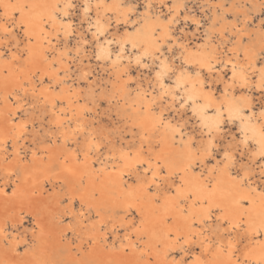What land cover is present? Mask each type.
<instances>
[{
	"label": "bare ground",
	"instance_id": "6f19581e",
	"mask_svg": "<svg viewBox=\"0 0 264 264\" xmlns=\"http://www.w3.org/2000/svg\"><path fill=\"white\" fill-rule=\"evenodd\" d=\"M156 1L158 2L156 3L155 0H148L146 2V5H151V7H146L145 5L146 11L142 16V21L137 28L135 27L136 29L134 28V31L133 30L126 31L125 34L118 36L117 38H114L113 34L110 35L111 34L110 33L111 23H110V20H109L110 18L108 14H110L112 11H115L116 9L121 10L122 8L121 13H122L123 19L122 18L121 19L123 20V22H128L129 17L131 13L133 12V7L124 6L123 0H113L112 3L108 2L107 0H96L95 2H93V4L90 2L87 3L90 7V11L95 13V16L93 17L95 22L97 21V19H99L100 25L106 29L104 34L101 36L103 40H101L100 38L99 40H97L98 41V43H96L97 47L99 46L107 47L112 53V60H116V53L119 52L121 43H123L124 51L121 54V59L115 65L109 62L111 64V69L113 73L112 75H115L113 77H116L118 81L121 80L123 83L122 85L118 87L115 86L117 87V89L116 91L114 90V93L112 90V93L114 94L112 95V97L115 102L116 115L120 118V121H124V124H127L128 119L131 118L132 123L136 126L140 122L139 110L142 104L145 103V100L142 95L138 96L137 93L141 90L148 93L149 84L151 83V81L146 80L144 84L137 81L138 85H137L135 92L133 93L134 96L130 97L131 95L130 89L126 91L125 93H123V90L127 88V86H130L129 83L133 81V78L127 75H126L127 77L124 78V73H125L124 71H126V69L129 68L128 65H130L131 63L136 64V57L141 56L140 64H143V65L147 64L148 66L151 64L153 66L152 68L154 71L153 73L155 74V71L157 70V66L159 64V60L155 59L153 55L143 56L142 54L146 51L148 53H155V49L157 47H160V51L162 52V43L158 41L159 36L156 35V31H157L156 27L159 25L160 27L164 29V33L161 34L160 36L166 37V38L173 37V40H174L173 45L176 48L177 60L179 61L178 65L176 66L177 64L175 63L176 56L174 57L172 56L173 57L172 59L168 58L169 66L172 69L177 70V71H176V75H172V73L169 72L168 75L164 78V84L166 88L173 91L176 99L174 101L170 97H165L164 99L168 101L170 99L172 104L175 103L176 101H181L182 103V101L186 100L187 102L185 103L184 108L188 107L190 109L193 116L197 119L200 125V128H202L201 130L205 133H207V129L204 127V124L201 122L202 116L205 118V122H209L207 118H215L216 112L214 111V109L219 108L221 103H224L226 106L230 103L234 107H239L241 109V115H243L246 118L244 121L245 126H250L251 128H255L256 130H258L261 127V124L264 123V118H261L259 115L261 112V107L259 109L256 107L257 104H255L254 102L255 100L254 101L245 100V99L240 100L239 98H236V95H234L233 93L234 92L233 88L237 84L242 86L243 88L250 87L251 84L254 83L253 82L254 76H257L255 80V84L256 85L260 84L258 70L261 67V65L257 62V59L253 56L252 53L256 51L255 48L258 47V51H257L258 53L260 49L264 47V30H261L260 28V21L256 23L254 21L253 15L251 14L249 15L245 11L239 12L240 15L244 17L242 19L241 25L238 23L239 21L237 18L231 20L229 18V15L231 11L238 12V8L240 4H242L243 8L244 6L251 7L253 13L258 14L261 11V4L264 3V0H238L240 2L239 6H235L234 8H232L231 6L232 10H228V8L227 10L224 9V5L222 3H219L218 5H214L213 11H214L215 17L213 19V23L221 24V28L218 30V35H216L215 33L216 31L215 32L209 31L207 35L208 40L205 43L204 42L199 43V44L197 43L194 45L190 43H186V39L180 41L176 37L173 36L171 32V25H172L171 22H173L172 17L170 16L168 18H163V16L160 14L162 11L159 8H161V3L162 2L164 3L165 1L164 0H156ZM203 1H205L207 4L212 6V0H203ZM0 2L4 4H8V5H15V4L36 5V7L29 10V16L32 18V24L30 25L29 31L34 34L32 36L31 44H29L28 40L25 39L23 35V30L21 29L19 25H17L15 29L16 31L15 35L17 34L18 31L22 33V37H23L22 41H25L26 43L24 47H30L32 49L33 56L31 57V59L30 60L24 59L22 61H20L19 59V61H17L12 58L13 53L17 57H22L21 52L25 51V48L16 49L15 51L14 50L12 51L11 49H9L10 53L9 55L7 54L8 56L5 57L6 52H4L2 48H6V47L9 48L10 46L8 43L6 44L0 43V93L1 94L3 93L0 96V125H1L0 127V165H1L0 168L1 169L0 170L3 174L2 178L0 175V213L1 215H2V212H4L2 215L3 219H0V264H82L80 259H75L71 255H69L70 249H68L69 250L68 252L66 250V254H65V253L60 252L61 250L59 248H56L58 247V245H60L62 238L64 239L65 237L66 239V236L70 233H72L73 236L80 238L79 247H83L85 245L87 247V246H91L92 244H98V242H103L101 245L102 251H105V250L110 251L118 247L120 248V251L124 253L126 251L122 250V245L129 243V241H125L123 239L125 235H129V234L132 235L133 238L131 239L130 242L133 244H137V241L135 240V234L131 233V230L127 227V224L134 221V219H136V221L139 220L138 212H135L134 210H129L128 216H131L129 221H127V218L123 217L122 219L114 220V222L112 221L110 223H106V226H109V224H111L110 229L112 231L111 230L109 231H111V233L114 235V238L111 240L112 242L108 240V235H107L108 232H103L102 234L100 232L99 234V230H102L103 228L106 227L105 226L102 228L100 220L97 219L96 222L91 221L88 224H85V221L87 218L89 219L91 218V214H89L88 216L86 213V211L89 213L92 211V208L89 207V204L96 205L97 207H93V208H95L96 211L99 210V202H93L95 199L93 201L91 200L93 197L92 196L93 191H102L103 200L101 203L105 206L106 202H108L107 203L108 206L112 207L114 211H118V210L122 211V209L129 202L137 203L135 198L130 197L123 188V184L125 182L129 186L133 185V183L130 181L128 176H124L123 179L121 180L116 173H113L111 171L113 167V161L109 158L117 157L119 155V149L125 146H123L122 143H120V145L116 147L114 144L111 143L107 151L102 153V149L100 148L98 152H94L90 154L87 158L88 160L87 165L83 163H78L75 154L77 152H80V160H83L82 147L84 144V140H82V143L78 147H75L74 149H71V147L69 146V143L73 142V140H77L78 138L83 137L82 133L80 135H74L72 132V129L76 127L77 118L82 119L85 124H90L87 121V118L85 117L86 113L84 112L85 105L88 108L90 107L89 103H87L85 99V97L89 96L88 90L87 91L85 90L86 92L82 93L77 89L78 87L76 89L71 90L69 86H66V85H62V88H55V85H53L55 90L52 92H47L45 91V89L47 88L48 84L51 83V80L48 77H46L44 73H49L51 76H55L56 72L59 69H57V71L56 70L52 71L51 69L53 67H51L49 63H46L47 65L45 66L44 65L40 66L41 62H38V64L39 63L40 64L37 67L33 66L35 68L34 70L31 71L30 69H28V66L30 65V63L31 62L33 63L32 60L34 59L35 56H37L35 57V59L36 58L38 59V60L36 59L37 61L45 60L44 56L47 55V51L44 49L47 48L49 52L52 49L50 48L51 47L50 45L53 42L52 37L54 36L53 32L55 31H53L52 28H47L42 34L40 23H39V18L43 16L46 19H50L51 22L55 25L56 32L59 30L60 31L62 30L61 32H63V29L61 28V24L67 23V21H62L59 15H57V12H60L61 6H59V4L61 3L63 6L67 2V0H0ZM97 5H99V7H97ZM158 9L159 11H157ZM175 9H176V14H178L179 11L182 10L180 6H176ZM8 11L9 12L12 11L11 7H9ZM69 11L71 12L72 10H69ZM119 11H118V14H119ZM0 12H1L0 24H2L4 23L3 12L2 11ZM88 15H90V12ZM117 17H119V15ZM245 20H247V24H245ZM196 21H198L196 25H197V28H199L201 25V21L200 20H196ZM245 29L248 33L252 34L251 35V45H249V42L248 44H246L243 38V33ZM227 32H229L230 35L232 34L235 36H237L239 32V38H238L239 41H237V44L234 47H232L230 50L225 49L226 48L225 44L227 43L225 36ZM63 35H64V32H63ZM76 35H77V32H76V29L74 28L73 34L68 37L64 36V39L66 40L73 39L75 42L74 45H78L79 44V42L77 41L78 37L72 38L73 36H76ZM0 36L5 37L2 33H0ZM80 37H81V34L79 33V39H81ZM214 38H218L217 41H219L220 44L212 46L213 50L210 52H207L206 47L208 46L209 43H212ZM2 41L3 40H1V42ZM107 41H112V43L108 44ZM34 44L35 46L37 45L38 48L35 46L33 47ZM81 44L78 46L81 47L82 46ZM133 44H135V47H133ZM45 45H46V48H44ZM111 45H114V48L115 49L118 48V50L114 51ZM180 45H183V48H181ZM249 47L251 48V50L249 52L248 60L247 62H245L243 58L240 59L241 57L240 55L242 54L245 48H249ZM67 49L69 48L66 47V51L64 52H67ZM75 49L76 48L71 49L73 52V55L70 54L69 56V52H67V55H65L64 57L68 58V60L67 62H65L63 58L64 62L60 65V67H67L70 65V62H72L70 60L74 59L75 57ZM62 50H65V49H61L60 51L62 52ZM128 50L134 53V56H131V54L128 55L127 53ZM171 50L172 48L170 49V51ZM164 57H167V56L163 55L160 57V59H163ZM56 58L59 59V56ZM146 60H148V62H146ZM229 60H231L232 64H235L237 66V69H236L237 77L235 81L233 80V77H232L231 65L225 66L227 61ZM104 61H107V60H104ZM209 61H211V63L214 65V68L212 71H209L207 67L201 66V65L207 64ZM217 61H219V63H217ZM220 64H221V68H218V65ZM181 65H183V71L185 75L182 80V87L176 88L175 81L180 74L179 70L181 69ZM27 70H29L28 72L30 75L29 74L27 75L28 78L25 77L26 78L25 80L29 83V87L26 89V88H23L22 82L21 84H18V80L20 79L19 77L21 76V73H24ZM37 70H40L41 73L38 74ZM241 70H243L244 72L248 74V81L246 85L240 79ZM82 71H86V70L83 69ZM224 71H227L229 73V77L227 79H225ZM253 71H255V75H253ZM197 73H199V75H197ZM35 75H38L37 82H40V84H42L41 87H38V85H36L37 83H35L36 81L33 80ZM80 76H81V73H80ZM207 77L210 78L212 82H215L213 83L214 85L210 86V88L209 87L207 88L205 86V83L207 82V79H206ZM169 79L172 81V83H169L170 81ZM45 80L47 82L46 84H44ZM152 84L154 87H157L159 91V87L157 85V80L155 76H154V83ZM218 85H222V90H221L220 95H217L218 91L215 92ZM226 88L229 89L227 97H225L224 95ZM80 90L82 89L80 88ZM61 92L63 94V98H62V101L57 105L55 112L57 113V116H58L61 110L64 111L65 115L60 117L61 121L65 125L64 127H61L60 125L56 123L57 116H54L53 111L51 110V103L55 102V98L58 95H60ZM40 93H43L45 100L40 99ZM84 93H85L84 96L81 95ZM148 94H149L150 99H155L153 110L156 111L157 115H159V112L162 109L158 111L157 104H159V102L162 103V100L160 99V97H158L159 95L157 97L154 96L155 93L149 92ZM189 95L192 96L191 100H187V97ZM27 98H30V99L32 98V100H34L36 104H38V108L41 102L42 103L40 105L44 109H45V104L46 103L48 104V107H49L48 113H49V116L51 117L50 123L48 124L49 126L47 127L48 129L46 128V130H48L49 132L48 140L50 142L48 143L53 144V145L54 144L56 145L58 143L62 144L61 149H60L62 151L58 150L59 153H55L54 155L55 156L54 158L57 161H59L58 166L60 168V174H61V177L59 178L69 183L74 182L76 183V186L79 185L81 187L80 191L73 193V195L70 197L73 200V203H74V200L79 199L81 202L80 204V202L78 201L79 204L81 206L84 205V207H81V209L78 210L77 213H74L73 211L74 209L72 205H70L67 208V211L64 210L62 212H59L57 209L58 207L57 204L59 203V201L56 200L55 203L57 207L55 206L54 208L44 209L43 212L38 210V213H37V212H34L35 210L31 211L29 209L26 210L24 207H20V208H16L17 210H15L19 216L18 220L8 217L11 212L12 213L14 212L10 210L16 207L17 206L16 204L19 202L18 200H16V198L23 197V200L27 201L26 195L31 199V195L35 197L36 194H44L43 192L45 191L44 189L47 188L46 187L47 185L53 186L55 184V182L53 181L54 179L50 177L52 171L48 170L49 172L45 173L42 176L41 181L38 180L40 182L39 186H33L28 191L26 189L27 186L24 187V182H26L30 178H32V181H36L35 178L37 177L35 176L38 175L37 173H39V170L42 171L43 169H47V168L50 169V165H51V163H49L48 160H47L48 162H43L40 160V162H37L35 164L37 167L34 165V168L30 169V168L24 167V164L26 163V161H29V160L36 161L37 159H42L45 156L49 157L50 159L55 150V148L52 151L50 148L48 149V147L43 146L39 148L38 147L32 148L28 154L27 149L23 147L25 145L24 141L23 143H21L22 144L21 147L24 148V150H22L21 147L16 146L19 140H23L25 136L27 137V133L30 130V128H27V130L24 131L20 127V125L25 124V123H27L29 126L32 125L30 118H18V120H16V118L19 117L18 110H25V111L28 110V108H25L26 106L25 101ZM119 102L120 103L122 102V104H120ZM14 105L16 106L13 107ZM245 105H247L248 107L245 108ZM193 107H195L197 110L196 114H194L192 111ZM221 111H224V109H221ZM95 112L96 110H94L93 113ZM95 114L97 115V113ZM225 115H227L226 112H225ZM69 116L72 117V122L70 124L68 122ZM168 121H171V120L166 118L165 123H167ZM173 122H172L173 127H179L180 131L174 133L171 128H161L159 130V135L157 137L158 139L162 141L160 150L166 156L169 154H172L173 156H175L180 153H184L186 155L189 153V151H191V154L195 156L196 155L195 148L197 146H201L204 142L207 141V139L206 141H203V143L201 142L198 145H194L193 137H191L189 134L188 136L187 133H185L182 130L181 128L182 125L179 126L175 122L174 123ZM229 123L230 125L235 124V126L237 127V130L239 131V128H240L239 120L231 121ZM22 131H23V135L21 136L20 133ZM91 131L94 132V134L97 136L98 138L97 142L100 143L102 147L103 144H102V138L100 136L101 134H99L97 128L93 127ZM248 135L249 137H252L253 132L249 130ZM105 139L103 140L105 141ZM256 139H259L258 135L252 140L253 144L255 143ZM10 140H13V143L15 146L14 154L17 160L19 162H22L23 165L20 164V166H18L16 163L11 164V160H9V156L7 154L8 143ZM36 143L38 144V142ZM44 145L46 146L45 143ZM76 145H78V143H76ZM109 149H111V151ZM252 150L255 151V148H253ZM33 153H35V155H33ZM26 154L29 155V158L26 157L27 156ZM25 157L27 158L26 161L24 159ZM65 157H67L66 160H65ZM207 158L208 157H202L203 163L198 167L200 168V170L196 169L195 174L197 176L201 172H205V174L207 175L206 169L213 168L215 162L212 165H207V162H206ZM102 163L105 167V170H101ZM236 166L232 170V172L234 171L233 175H235L236 171L239 170ZM116 167L119 168L118 162L116 163ZM67 168H72L73 172L66 171ZM52 170H55V168ZM83 173H87V175L84 176V180L86 179L85 181L87 183L86 186H84V183H85L84 180H83V184L81 183V175ZM189 175L191 176V174ZM213 175L216 176V178L221 181L222 189L230 190L232 188V181L230 180V178L228 177L226 173L220 172V173H214ZM99 179L100 181H102V183L105 186L102 184H99V185L97 184L98 183L97 181ZM10 181L13 182V187L8 190L7 185L9 184ZM108 194L109 196L106 197ZM40 196L42 197V195ZM252 196H253V199L256 201V209L253 212V218L258 221L259 218L257 214L259 212V201H260L259 191L257 190V192L253 193ZM39 198L40 197H38L37 199ZM45 201L47 202V200ZM215 202L221 203L222 206L225 208V210L228 212H231L233 210V205H232L231 199L229 198H225L223 200L217 199ZM52 204L51 206L53 207ZM138 207H140L145 212L146 217L149 219L150 221L149 229L150 230H157L161 232L164 230L165 225L163 224L162 221L158 220L156 216V208L154 205H152L149 201L141 200L138 202ZM80 212L84 213L83 217L79 215ZM27 214L31 215L33 222L35 221V225H34L35 228L32 227L34 229H31V231L30 229L28 230L30 232V235L35 239V242L32 240L33 238L31 239L30 237L29 239L32 240L34 244H32L31 248L29 249L26 248L25 250H23L21 249V246L23 245V243H25V241L28 238V237L26 238V235L28 233H25L27 232V230L22 231L21 229L23 228H21L20 231L19 229L16 231L14 228H17L16 227L17 224L19 225L24 224L23 220L25 219ZM69 214L70 215L72 214L73 220H71L70 223L66 227L61 229L60 225L62 223L64 216L69 215ZM219 214L220 213L217 212V215ZM39 216L44 217V218L48 217V219L53 220L51 222L54 225L58 226L57 228H55L56 233L54 235L53 240H50L48 235H44V227H43L44 225L42 221L39 220L40 219ZM84 217H87V218L84 219ZM94 217L97 218L96 216ZM101 218L105 222L109 220V216L106 217L103 213H101ZM121 224H124L125 227H123L124 232L121 235H119V232H120L119 226ZM181 227H183V225H181ZM96 229H98L97 233H95ZM185 230L187 229L185 228ZM233 235L235 236V233ZM101 237H103V239H101ZM28 241L26 242L28 243ZM50 241L53 243L52 247L51 246L44 247ZM260 242H261L260 238L257 237L251 241H246L244 244L242 243L241 247H239V244L241 243L237 244L236 247L238 250L235 251V255L232 257V259L235 260L236 258H240L241 260H243V252L247 250L245 248V245H249L251 247L250 255L258 257L261 252ZM224 243L226 244V240L224 241ZM26 245H30V244L28 243ZM146 246L152 247L153 252L156 251L154 248V242L150 241ZM192 246L194 247V245ZM139 247L140 245H137V248L131 251L132 255L134 256V264H137V262L141 260V253L139 251ZM193 249L195 250V248ZM194 250H191V252L193 253ZM193 254H192L193 257L199 256L201 260L209 261V264H227L229 260V258L223 253H218L215 250V248H213L211 252H205L203 255L201 254V251L200 253H193ZM159 258L163 259L162 251H161V256ZM85 260H87V256ZM90 260L92 263V259ZM96 264H101V261L96 262Z\"/></svg>",
	"mask_w": 264,
	"mask_h": 264
},
{
	"label": "snow or ice",
	"instance_id": "6c2138e0",
	"mask_svg": "<svg viewBox=\"0 0 264 264\" xmlns=\"http://www.w3.org/2000/svg\"><path fill=\"white\" fill-rule=\"evenodd\" d=\"M11 7L12 11L8 9ZM36 7V5L30 4H15L8 5L0 2V11L3 12L4 23L0 24V33L4 36H10L17 25L23 30L25 39L29 44L32 42V36L34 35L29 31L32 24V18L29 16V10ZM79 5L73 2V0H67V2L60 8V12L57 14L62 21L61 28L63 29L64 36L68 37L73 34L74 24L71 22V15L69 10H79ZM83 16L87 19L89 24V31L93 27L96 28L94 33V40H99L100 36L106 31L100 25L99 19L93 25L91 18L88 16L90 7L87 3L82 5ZM99 7V5H97ZM151 7V5H146ZM261 15L264 16V3L261 4ZM83 20L81 24H83ZM41 27V33L43 34L47 28H52L56 31L55 25L50 19H46L43 16L39 18ZM198 23V21H194ZM247 24V20H245ZM260 28L264 30V19L260 20ZM239 35V32H238ZM251 35L245 29L243 38L251 45ZM83 44L87 45L88 40L84 39ZM126 42V41H125ZM20 41H17L19 44ZM111 44L112 41H107ZM135 47V44H133ZM183 48V45H180ZM251 48H245L242 52V58L247 62L249 52ZM124 51L123 43L119 52L116 53V60H112V53L107 47H97L92 55L97 60H107L115 65L120 59L121 54ZM7 53V50H6ZM82 53V48L77 46L75 49V59L79 60ZM87 55L85 51L83 53ZM253 56L257 59V62L261 65L259 68V80L260 84L257 85L264 92V47L260 49L258 53L253 52ZM55 51H50L44 56L47 61L49 56H55ZM67 52L60 53L59 59H53L49 61L51 67L58 68L55 76H51L49 73H44L46 77L51 80L45 91H54L53 85L56 88H62V85L66 82L68 72L72 71L73 65L67 67H60L63 63L64 56ZM143 56L153 55L155 59L159 60L157 70L155 71V77L157 85L159 87V97L163 100L165 97H170L173 101L176 99L172 90L165 87L164 78L169 72L172 75H176V71L169 66L168 58L163 56L160 51V47L155 49V53H148L147 51L142 54ZM33 51L30 47H26L24 58L31 59ZM14 60L19 61L20 57L12 54ZM141 63V56L136 57V64ZM219 63V61H217ZM231 65L232 77L235 81L237 77V66L232 64L231 60L227 61L225 66ZM207 67L209 71H212L214 65L209 61L207 64L201 65ZM148 67L147 64L144 65ZM80 71V69H77ZM39 72V70H37ZM179 76L175 81V87H182V80L185 75L183 71V65L179 70ZM199 75V73H197ZM255 75V71H253ZM90 73L88 71H81L80 78L84 81H88ZM240 79L244 84H247L248 74L241 70ZM151 87V83L149 84ZM155 91V89H153ZM229 89H225V97H227ZM89 96L85 97L87 103H91L94 107H98L97 101L101 103H108L106 96H101L99 88L95 84L88 88ZM137 95H142L145 103L142 104L139 110L140 122L137 125L139 128V134H133V142L125 147L119 149V155L117 157H110L113 161L112 172L116 173L122 180L124 176H134L133 185L129 186L126 182L123 184L124 190L130 197H134L137 203H127L122 209L125 218L128 217L129 210H134L139 213V220L132 221L127 224V227L131 230V233L135 234V240L137 244L131 243L132 235H125L123 239L129 241L128 244L122 245V250L132 251L140 245L139 251L141 253V260L137 264H209L207 260H201L199 256L192 257L191 246L199 243L200 251L203 255L205 252H211L213 248L218 253H223L229 260L227 264H264V123L256 130L250 126H245V117L241 115V109L234 107L230 103L226 106L221 103L219 108L214 109L216 112L215 118H207L209 122H205V118L202 116L201 122L207 129V141L201 146L195 148L196 155L193 156L191 151L188 154L180 153L175 156L172 154L164 155L161 149L162 141L158 139L159 130L161 128H171L174 133L179 132V127H173L172 122L165 123L163 111L157 115L153 110L155 99H150L149 94L143 90L139 91ZM63 94L61 92L55 98V102L51 103V110L53 115L57 116L55 109L57 105L62 101ZM40 99L45 100L43 93H40ZM192 96L189 95L187 100H191ZM187 101H182L181 107L185 106ZM30 107L36 108L35 104H31ZM207 107V106H206ZM248 106L245 105V108ZM224 109V111H221ZM49 111L48 104H45V111L43 115H47ZM196 114L195 107L192 109ZM85 113L93 112V108L84 107ZM225 112L227 115H225ZM235 113V115H234ZM63 110L60 111L57 116L56 123L61 127L65 125L61 121L60 117L64 116ZM260 117L264 118V105L261 106ZM250 119V118H248ZM239 120L240 128L237 136H232L226 132L227 123L231 121ZM69 124L72 122V117H68ZM34 124V121H32ZM28 124H22L20 127L26 131ZM93 124H85L82 119L77 118L76 127L72 129L74 135L83 134L84 144L82 147L83 160H80V152H77L76 158L78 163L87 165L88 156L94 152H98L101 148V144L97 142V136L91 129ZM42 130V129H41ZM251 130L253 136L249 137L248 132ZM115 131V129H113ZM23 135V131L20 133ZM258 135L259 139L252 143V140ZM219 137H224L219 139ZM110 143V142H109ZM255 148V151L252 149ZM219 149V151H217ZM111 151V149H109ZM223 153L220 160H215V155ZM248 154V164H241L236 174L233 175L232 170L237 163V157H243ZM35 155V153H33ZM212 157L215 161L213 168L206 169L205 172H201L198 176L195 174L196 169L203 163L202 157ZM67 157H65V160ZM258 161V163H256ZM118 162L119 168L116 167ZM95 163V162H93ZM253 168L259 169L260 184L255 185L252 176L254 175ZM101 170H105L102 163ZM66 171L73 172L72 168H67ZM226 173L232 181V188L225 190L221 188V181L214 176V173ZM191 174V176L189 175ZM87 173L81 175V183L83 184L84 176ZM215 181V182H213ZM259 191V212L258 221L253 218V212L256 209V201L253 199L252 194ZM92 196L96 200H103L102 191H93ZM225 198L231 199L233 210L228 212L222 206L221 203L215 202L217 199L223 200ZM141 200L149 201L156 208V216L159 221H162L165 225L164 230H150V221L146 217L145 212L138 207V202ZM67 203H73V200L69 198ZM90 208L97 207L94 204H89ZM105 211L104 205H99V210L96 211V217L101 222L102 228L106 226V223L111 222V209L109 211V220L105 222L101 218V212ZM220 213L217 215L216 213ZM119 214V213H117ZM79 215L83 217L84 213L80 212ZM183 225V227H181ZM94 227V226H93ZM121 228L125 227L124 224L120 225ZM185 228L187 230H185ZM235 233V236L233 235ZM260 238V255H250L251 247L245 245L246 251L243 252V260L232 257L237 251L236 245L244 241H251L255 238ZM103 239V237H101ZM226 240V244L224 241ZM154 242L155 252L152 247H147L148 242ZM235 241V242H234ZM161 251L163 253V259H160ZM179 256L180 259L175 257ZM147 257V258H145ZM185 257H191L185 259Z\"/></svg>",
	"mask_w": 264,
	"mask_h": 264
},
{
	"label": "rangeland",
	"instance_id": "374dc122",
	"mask_svg": "<svg viewBox=\"0 0 264 264\" xmlns=\"http://www.w3.org/2000/svg\"><path fill=\"white\" fill-rule=\"evenodd\" d=\"M73 1H74V3L79 5L80 7H79L78 11L77 10H72L71 12L73 14L70 12L71 13L70 15H71L72 23L74 24V26H75L74 28L76 29V32H77V35L73 36L72 38L78 37L77 38V41L79 42L78 45H80L82 43L81 44L82 45L81 48L83 46L84 47L82 49V53H81L82 55L80 56L81 58L79 60H76L75 57H74L75 60L74 59H72V60L69 59L70 61H72V62H70V64L73 65V67H72V71L68 72V77L69 78L66 80V82L63 85L69 86V88L71 90L76 89L78 87L77 89L80 92L83 93V92H86L88 90L87 88L89 86L95 84L96 87L99 88L100 95L101 96H106L108 98V103H101L100 101H97L98 107H94L93 104L89 103V106L91 108H93V112H94V110H96L95 113H97V115L95 113H93V112L85 114V117L87 118V121L90 124L94 123V127L97 128L99 134H101L100 136L102 138V144H103L101 149H102V153H103V152L108 150V147H109V145H111V143L114 144L116 147L118 145H120V143H122L123 146L129 145L131 142H133V134L134 133L136 135L139 134V128L132 123L131 118L128 119L129 122L127 121V124H124V121H120V118L116 115L115 102L113 100L112 95H114L113 94L114 90L116 91L117 87L122 85L123 83H122L121 80L118 81L116 79V77H113L115 75H112L113 73H112V69H111V64L109 63L110 61H104L102 59L101 60H97L92 55L93 51L97 48V44L96 43H98L97 40H94V35H93L96 32V28L93 27L91 31L88 30L89 29V24H88L87 19L83 16V7H82V5H84L85 3H88V2L93 4V2H95L96 0H73ZM107 1L112 3L113 0H107ZM147 1L148 0H123V5L126 6V7L127 6L133 7V12L131 13V15L129 17L128 22H123V20H122L123 19L122 18V13H121L122 8H121V10L119 9L120 11L118 9H116L115 11L117 13L115 11H112L110 14H108V16L110 18L109 20H110V23H111V27H110V33L111 34L110 35L113 34L114 38H117L118 36H121V35L125 34L126 31H131V30L134 31V28L135 27L137 28L140 25L141 21H142V16H143V14L146 11L145 10V5H146ZM164 1H165L164 3L163 2L161 3V8H159L162 11L160 14L163 16V18H168L170 16L172 17V21L173 22H171L172 25L171 24L170 25H171V32H172L173 36L176 37L180 41L186 39V43H190L192 45L197 44V43L198 44L199 43H203V42L205 43L208 40L207 35H208L209 31H213V32L216 31L215 33H216V35H218V30L221 28V24L220 23L219 24L218 23H216V24L213 23V19L215 17L214 16V11H213L214 5H218L219 3H222L224 5V9L227 10V8H228V10H232V8H234L235 6H239V3H240L238 0H212V6H211V5L207 4L203 0H164ZM155 2L157 3L158 1L155 0ZM59 6L62 7V4L60 3ZM176 6H180L181 9H182V10L179 11L178 14H176V9H175ZM231 6H232V8H231ZM159 9L157 11H159ZM117 10L119 11V14H118ZM243 11H245L249 15L250 14L253 15L254 21L256 23H258L261 19H264V16L261 15V11L258 14H254L252 9H251V7H245L244 6V8H243L242 4H240V6L238 8V12H234V11L230 12L229 18L231 20L237 18L238 21H239L238 23L241 25L242 24V19L244 17L242 15H240L239 12H243ZM58 13L59 12H57V14ZM0 15H1V12H0ZM118 15H119V17H117ZM239 15H240V17H239ZM88 16L91 18V21H92L93 25H95V20L93 18L95 16V13L90 11V15H88ZM117 18H118V20H117ZM173 18H175V19H173ZM82 20L84 21L83 24H81ZM196 20H200L201 21V25H200L199 28H197L196 23H194V21H196ZM156 28H157L156 35L159 36L158 37L159 38L158 41H160V43H162L163 55H166L167 58H169V59H172L174 56H176L175 57V59H176L175 63H177L176 64V66H177L179 61L177 60L176 48L173 45L174 44L173 37H170V38L167 37L166 38V37L160 36L161 34L164 33V29L162 27H160L159 25ZM128 29H130V30H128ZM61 31L59 30L57 32L56 31L53 32V34H54V36L52 37L53 38L52 39L53 42L50 45L51 47L49 46L52 49L55 47L53 50L51 49V51H55L56 56H49L47 62L45 60L37 61L38 59L37 58H36L37 60L35 59V57H37V56H35L34 59L32 60L33 63L32 62L30 63L31 66L29 65L28 69H30L31 71L34 70L35 69L34 67L35 66L37 67L40 64V63L38 64V62H41L40 66L47 65L46 63H49L50 60L57 59L56 57H58L60 55V53L66 51V47L69 48V49H67V52H69V56H70V54L73 55V52H72L71 49L76 48L78 45H74L75 42H74L73 39L72 40L64 39L63 32H61ZM15 32L16 31L14 30V33L11 34L12 36L13 35L14 36L12 37L10 35L9 36L10 38L8 36L7 37L6 36L5 37L0 36V38H1L0 39V43L1 44L2 43H4V44L8 43L9 46H10L9 48H7V47L6 48H2L4 50V52H6V50H8V52L5 53V57L9 55V53H10L9 49H11L12 51L13 50L15 51L16 49H22V48L26 49V47H24L26 45V43H25V41H22L23 40L22 33L20 31H18L17 34L15 35ZM79 33L81 34V36H83L84 39L89 41V43L87 45H84L83 41L81 39H79ZM58 34H59V36H58ZM238 38H239V35H237V36L232 35V34L230 35V33L227 32L226 36H225V39L227 40V43L225 44V46H226L225 49L226 50H230L232 47H234L237 44V41H239ZM100 39L103 40V38H101V36H100ZM217 39L218 38H214L212 43L208 44V46L206 47L207 48L206 49L207 52H210V51L213 50L212 46L220 44V42L217 41ZM1 40H3L4 42L3 41L1 42ZM54 40H55V42H54ZM17 41H20V43L17 44ZM80 41H81V43H80ZM53 43H55V44H53ZM245 43L248 44V41L245 40ZM34 46H35V44L33 45V47ZM35 47L38 48L37 45ZM111 47H112V49L114 51L118 50V48H116V49L114 48V45H111ZM170 47L172 48L171 51H170V49H171ZM44 48H46V45L44 46ZM61 49H65V50H62V52H61L60 51ZM44 50H46L47 53L49 52L47 50V48L44 49ZM58 50H59L60 53L58 52ZM255 50H256L255 53H257L258 47L255 48ZM85 51L87 52V55L84 56L83 53ZM24 53H25V51L21 52V56L22 57H20V61L25 59L24 58ZM127 53H128V55L131 54V56H134V53H132L129 50H128ZM240 56H241L240 57V59H241L242 58V54ZM64 60H65V62H67L68 58L64 57ZM34 61H35L36 64L34 63ZM146 62H148V60H146ZM109 65H110V67H109ZM128 66H129V68L127 67L128 69H126V71H124L125 72L124 73V78L127 77V76H131L133 78V81H131L129 83L130 86H127V88H125L123 90V93H125L126 91H128L130 89V92H131L130 97H133L134 96L133 93L135 92V90L137 88V85H138L137 83L140 82V83L144 84L146 82V80H147V81H151V87H149V92L155 93L154 96L157 97L158 93H159L158 88L154 87L153 84H152V83H154V76H155V74L153 73L154 71L152 69L153 66L150 64L147 68H145L143 64L137 65L135 63H131ZM218 68H221V64L218 65ZM57 69L58 68H55V69L52 68L51 70L52 71H55V70L57 71ZM77 69H80V71H77ZM83 69H85L86 71H88L90 73V77H89L88 81H84V80H82L80 78V73H81V71ZM28 71L29 70L25 71L24 73H21V76L19 77L20 81L18 80V84H21V82H22L23 88H26V89L29 87V83L25 80L26 78H28V76H27L29 74ZM37 73L39 74V73H41V71L39 70V72H37ZM224 74H225V79H227L229 77V73L227 71H224ZM256 78H257V76H254V79H253L254 83H252L251 86L248 87V88H243L242 86H240L238 84L235 85V87L233 88V91H234L233 93H234V95H236V98H239L240 100H243V99L251 100V101L255 100L254 101L255 104H257L256 107L259 109L261 107V105L264 104L263 103L264 102L263 101L264 100V92H262L261 88L257 87V85L255 84ZM206 79H207V82L205 83V86L207 88L208 87L210 88L211 85H214L213 83H215V82H212L210 80V78L207 77ZM33 80L36 81L35 83H37L36 85H38V87L42 86V84H40V82H37L38 75H35ZM46 83L47 82L45 80L44 84H46ZM169 83H172V81L170 80ZM71 84H72V86H71ZM115 86H117V87H115ZM55 88H56V86H55ZM80 88L82 90H80ZM153 89H155V91ZM112 90H113V93H112ZM221 90H222V85H218L216 90H215V92L218 91L217 95H220ZM2 94L0 93V96ZM250 94H252V95H250ZM81 95L84 96L85 93L81 94ZM110 98H112V99H110ZM170 103H171L170 99H169V101L163 99L162 103L159 102V104H157V110L158 111H160L161 109L163 110L164 115L167 116V117L164 116L165 119L167 118V119L171 120L172 122L174 120V122L177 125H179V126L182 125V127H181L182 130L185 133H187V135L189 134L191 137H193L194 145H198L199 143H201V142L203 143V141H206L207 133H205V132H203L201 130L202 128H200V125H199L197 119L193 116V114L190 111V109L188 107H186V108L181 107L180 106L181 105V101H176L173 104L172 103L170 104ZM31 104H35L36 108L33 109L32 107H30ZM40 104H39V108H38V104H36V102L34 100H32V98L31 99L27 98L26 101H25V105H26L25 108H28V110L27 111L18 110V116L19 117H17L16 120H18V118H30L31 123H32V121H34V124L32 123V125L28 127V128H30V130L27 133V137L25 136V138L23 140H19L18 143L16 144V146L21 147L22 146L21 143H23V141H24V144L26 146L23 144L24 145L23 147H25L27 149L28 154H29V152H30V150L32 148H37V147L39 148V147H43L44 146V147H48V149L50 148L52 151L55 148L56 151L54 150V153H53V155H52V157L50 159H49V157L45 156L42 159H37L36 161H31V160L26 161V159H27L26 157L29 158V155L26 154L27 156L24 158L25 161H26V163L24 164V167H27V168H30V169L34 168V165L37 162H40V160L43 161V162H48L49 161V163H51V165H50V169L47 168V169H43L42 171L39 170V173H37L38 175L35 176V177H37V178H35L36 181H32V178H30L26 182H24V187L27 186L26 189L28 191L33 186H39V184H40L39 181H41L42 176L45 173H48L49 171H52L50 177H52V179H54L53 181L55 182V184L53 186L52 185H47L46 186L47 188L44 189L45 191L43 190L44 194H36L35 197H33L31 195V199L26 195L27 201L23 200V197L16 198V200H18L19 202L16 204L17 206L14 207L15 209L13 208L14 210L13 209L10 210V211H14V212L13 213L11 212L9 214V216H8V217H10L12 219H15V220L19 219L18 213L15 210H17L16 208H20V207H24L26 210H28V209L31 210V211L35 210L34 212H37V213H38V210L43 212L44 209L54 208L55 206L57 207V205H58L57 209H58L59 212H62L64 210L67 211V208L70 205H72V207L74 209L73 210L74 213H77V211L80 210L81 207H84V205H82V206L80 205L81 202H80L79 199L74 200L73 204H69V203L66 202L73 195V193H75L77 191H80L81 187L79 185L76 186V183H74V182H70L69 183V182L59 178V177H61L60 168L58 166V162L59 161H57L54 158L55 157L54 155H55V153H59L58 150L61 149L62 144L58 143L56 145L55 144L53 145V144H49L48 143V142H50L48 140L49 139L48 138L49 132H48V130H46V128L49 126L48 124L50 123L51 117L49 116L48 112H47L46 116L43 115L44 112H42V111H45V109L43 107H41ZM120 104H122V102ZM15 106L16 105H14L13 107H15ZM40 110H41V112H40ZM0 127H1V125H0ZM113 129H115V131H113ZM226 132L230 133L232 136H237V139L240 138L237 135L238 130H237V127L235 126V124H231L230 125V123L228 122L227 123V127H226ZM223 138L224 137H219L218 140L219 139H223ZM103 139H105V141ZM82 140H83V137H80L77 140H73V142L69 143V146L71 147V149H74L75 147H78L82 143ZM36 142H38V144ZM44 143L46 144V146L44 145ZM76 143H78V145H76ZM106 143H108V144H106ZM14 148H15V146H14L13 140H10L9 143H8L7 154L9 156V160H11V164H15L16 163L18 166H20V164L23 165L22 162H19L17 160V158H16V156L14 154ZM22 150H24V148H22ZM60 151H62V150H60ZM217 151H219V149H217ZM213 155H215V153H213ZM222 155H223L222 152L220 153V155H215V160L218 159V158H219L218 160H220L222 158ZM248 159H249V157H248L247 153L244 155V157H237L236 165H238L239 167L236 166V165L235 166L239 169L241 164H248ZM206 162H207V165H212L215 161L213 160L212 157H208L206 159ZM256 163H258V161H256ZM0 167H1V165H0ZM51 168L52 169L55 168V170H52ZM197 170H200V168H197ZM253 172H254V175L252 176V179L254 180L255 183L257 182L255 185H258V184L261 183V181L259 179V169L258 168H253ZM0 175H1V178H2L3 174L1 172V170H0ZM128 178L133 183L134 176H128ZM85 180H84V182H85L84 186H86V184H87ZM97 182H98L97 183L98 185L99 184L104 185L102 183V181H100V179ZM12 187H13V182L10 181L9 184L7 185V189L9 190ZM40 195H42V197ZM37 196L40 197V198L37 199L38 198ZM108 196H109V194L106 197H108ZM40 199H41V201L42 200L43 201L41 202ZM45 200H47L48 203ZM56 200L59 201V203L57 205L55 203ZM91 200L93 201L94 198L92 197ZM78 201L80 202V204H79ZM93 202H99V205H100L102 201L95 199ZM107 203L108 202H106V205L104 206L105 211H103L101 213H103L107 217V216L110 215L108 209H111L112 210V212H111V222L112 221L114 222V220H119V219H122L123 217H125L123 211H119V210L118 211H114V209L112 207H109ZM26 204H27V206H26ZM51 204L53 205V207L51 206ZM95 211H96L95 208H92V211L90 213L86 211L88 216H89V214H91V218L89 219L87 217H84V219L87 218L86 219L87 222L85 221V224H88L91 221L92 222H96L97 221V218L94 217V216H96ZM3 213L4 212H2V215H3ZM117 213H119V214H117ZM2 215L0 213V219H3ZM41 216H42V214H41ZM41 216H39V218H40L39 220H41L43 225H44L43 226L44 227V235H48L50 240H53L54 239V235L56 233L55 228H57L58 226L54 225L51 222L53 220L48 219V217L44 218V217H41ZM112 216H113V218H112ZM94 218H95V220H94ZM130 218H131V216H128L127 217V221H129ZM71 220H73L72 214L64 216V218L62 220V223L60 225V228L62 229L64 227H66L70 223ZM134 221H136V219H134ZM23 223H24L23 224L24 226L22 224H20V225L17 224V226H16L17 228H14V229L16 231L18 229L20 231L21 228H23V229H21L22 231H24V230L26 231L27 230V232H25V233H28V234L27 235L25 234V235H26V238L28 237L27 240H26V241H28V239L30 237H31V239L33 238L30 235V232L28 230L30 229V231H31V229L35 228V226H34L35 225V221L33 222V219L31 217V215L27 214L25 219L23 220ZM110 226H111V224H109V226H106L102 230H99V234H100V232H101V234L103 232H108L107 233L108 240L110 242H112L111 240L114 238V235L111 233L112 230L110 229L111 228ZM32 227H34V228H32ZM119 229H120L119 235H121L124 232V230L120 226H119ZM109 230H111V231H109ZM97 232H98V229H96L95 233H97ZM71 235H72V233L68 234L66 236V239H65V237H64V239L62 238V241H61L60 245H58V247H56V248H59L61 250L60 252L65 253V254H66V250L68 252L69 251L68 249H70V251H69L70 254L69 255H71L75 259H80L82 264H85V263L87 264V262H88V264H96V262H99V261H101V264L102 263L103 264H109V263L110 264H134V256L132 255L131 251H126V252L122 253L120 251V248H118V247L115 248L114 250L102 251L101 245H102L103 242H98V244H92L91 246H87V247L85 245V246H83L84 248L83 247H79L80 238H77L76 236H73V235L71 236ZM32 240L35 242L34 238ZM32 240L29 239L30 242L28 241V243L30 245H26L28 243L25 241V243H23V245L21 246V249L25 250L26 248H28V249L31 248L32 244H34V242H32ZM245 242L246 241H244L242 243L244 244ZM242 243L239 244V247L242 246ZM116 244H118V243H116ZM24 245H26V246H24ZM52 245H53V243L50 241L44 247H47V246H51L52 247ZM193 245H194V247L193 246L191 247V250H194L193 248H195L193 253H200L199 244L197 243V245L196 244H193ZM193 253L191 252V254H193ZM85 255L87 256V260H85V258H86ZM193 255H192V257H193ZM175 258L176 259H180L179 256H176ZM186 258L190 259L191 257H185V259ZM90 259H92V263H91ZM113 259H115L116 261L113 260Z\"/></svg>",
	"mask_w": 264,
	"mask_h": 264
}]
</instances>
